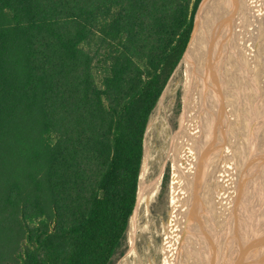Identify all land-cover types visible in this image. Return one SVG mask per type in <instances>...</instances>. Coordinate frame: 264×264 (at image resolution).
<instances>
[{
  "label": "trees",
  "instance_id": "trees-1",
  "mask_svg": "<svg viewBox=\"0 0 264 264\" xmlns=\"http://www.w3.org/2000/svg\"><path fill=\"white\" fill-rule=\"evenodd\" d=\"M202 1L0 0V217L15 211L24 227L46 219L43 229L25 227L30 249L19 264H115L124 256L148 121ZM186 19L172 38L170 27ZM92 36L95 56L82 48Z\"/></svg>",
  "mask_w": 264,
  "mask_h": 264
},
{
  "label": "rangeland",
  "instance_id": "rangeland-1",
  "mask_svg": "<svg viewBox=\"0 0 264 264\" xmlns=\"http://www.w3.org/2000/svg\"><path fill=\"white\" fill-rule=\"evenodd\" d=\"M218 1L221 0H203L200 3L195 16L198 27L211 22L212 7ZM250 1L251 4L248 0L238 1L237 12L228 10L225 14L223 26L226 37L221 41L222 45L218 49L220 54L217 55L212 71L208 70L210 91L207 94L210 92L213 96L206 104L192 107L190 103L188 118L182 132H179L180 136L176 133L185 80L182 62L152 112L143 140L140 177L156 178L164 167L163 174L154 190L139 204L134 221L135 249L130 252L132 216L128 230V249L115 264H240L246 254L256 247L261 225L264 224V167L261 169L264 156L254 159L264 149V0ZM249 5L253 7L250 9ZM186 23L187 19L180 25L173 23L169 30L172 32L171 37L180 34ZM201 38L202 41L206 38V31ZM82 48L95 56L97 44L94 36L84 42ZM93 72L99 80L102 71L97 62ZM210 79H213V85L209 84ZM22 81L23 77H14V85L19 86ZM178 95L179 107L176 105ZM24 119L30 121L22 120L23 123L33 122L30 118ZM31 135L28 134L30 141L33 140ZM222 135L225 136L224 140H220ZM175 136L176 142L173 143ZM215 139L218 140L214 142ZM44 140L52 144L54 136H45ZM33 145L34 141L31 149ZM203 149L206 150L203 152ZM168 169L169 179L165 187H161L162 178ZM176 170L180 185L177 187L176 184L177 191L173 196L170 182L172 172ZM191 170L197 174L193 175ZM10 172L9 168L7 173L4 172L8 179ZM12 173L13 183L19 184L18 179L24 176L15 167ZM23 185L26 186L25 182ZM234 196L237 198L234 199ZM250 198L252 201L247 204ZM255 200H258V205ZM253 212L256 213L254 217ZM4 219L9 220L10 229H0V246L5 254H0V264H19L24 251L30 249L25 227L31 232L36 228L43 229L44 226L38 224L46 219L29 220L24 227L12 210L2 214L0 220ZM171 221L174 226H171ZM186 255L190 256L191 261Z\"/></svg>",
  "mask_w": 264,
  "mask_h": 264
},
{
  "label": "bare ground",
  "instance_id": "bare-ground-1",
  "mask_svg": "<svg viewBox=\"0 0 264 264\" xmlns=\"http://www.w3.org/2000/svg\"><path fill=\"white\" fill-rule=\"evenodd\" d=\"M238 1L240 0H221V1H218L216 2L214 5H213V12H212V20L211 22H209L208 24H201L199 27H198V24L196 25L193 33H191V36H190V39H189V42L187 44V47H186V50H185V53L182 57V64H183V71H184V74H185V80L183 82V88H182V95H181V104H182V107H181V113L179 115V118H178V132L176 133L179 134V132H182V129L184 128V122L186 120L187 115L189 113V109H190V103L192 104V107L194 105H200V104H206L207 103V100L212 97L213 93L210 95V92L209 94L208 91H210V88L208 86V80H207V77H209V71L208 70H211L213 69V65H214V62L216 63V58H217V55H219V48L220 46L222 45L221 41H223V39L226 37V34H225V28L223 26L224 24V20L223 18H225V14L227 13L228 10H231L230 12H235L236 11V8L238 6ZM245 1V0H243ZM249 4H251L250 0H248ZM247 3V2H246ZM244 4V2H243ZM245 5V4H244ZM251 6L249 5L248 8H250ZM253 7V6H252ZM251 7V8H252ZM211 8V9H212ZM230 8V9H228ZM244 8H247V6H245ZM250 8V9H251ZM245 10V9H244ZM247 11V10H245ZM237 12V11H236ZM253 13V12H252ZM240 15V14H239ZM225 25V24H224ZM198 27V28H197ZM239 30V29H238ZM204 31H206V38H204V40L202 41L201 37L204 33ZM229 32V31H228ZM225 34V35H223ZM225 36V37H224ZM250 48V47H249ZM216 65V64H215ZM184 76V75H183ZM216 79V77H214ZM212 83V84H211ZM214 81L213 79H210L209 80V84L213 85ZM211 92H214V90H211ZM215 94H218L217 91H215ZM194 95L195 98H191V96ZM207 124V123H206ZM205 124V125H206ZM209 124V123H208ZM232 124H230L229 126H231ZM201 126V125H200ZM207 126V125H206ZM209 126V125H208ZM207 126V127H208ZM210 127V126H209ZM181 128V129H180ZM203 128V127H201ZM180 129V130H179ZM204 129V128H203ZM202 129V130H203ZM201 131V130H200ZM208 131H209V128H208ZM197 132V131H196ZM205 132V131H203ZM199 133V132H198ZM206 133V132H205ZM209 132L206 134L208 135ZM180 136V134H179ZM199 136V135H198ZM176 138L177 136H175V138H173V143L176 142ZM202 138V137H201ZM200 138V139H201ZM207 138V137H206ZM225 136L222 135V137L220 138V140H224ZM205 139V138H204ZM203 140V139H202ZM201 140V142H202ZM218 140V139H215L213 140L214 142ZM196 142V141H195ZM199 142V141H198ZM207 143V141H205ZM204 142V143H205ZM212 142V141H211ZM178 143V142H177ZM200 143V142H199ZM172 144V143H171ZM173 145V144H172ZM200 145V144H199ZM210 145V144H209ZM206 146V145H205ZM195 147V146H193ZM207 148H209L208 146H206ZM203 148H205L203 146ZM206 148V149H207ZM216 147L214 146V149ZM206 149H203V152L206 150ZM200 150V149H199ZM262 153H264V149L261 150L260 152H258L255 156H254V159L257 160V158H261V157H258V156H264L262 155ZM201 154V152H200ZM202 155V154H201ZM184 157V156H183ZM198 157V156H197ZM200 157V156H199ZM214 158V157H213ZM176 159V158H175ZM199 159V158H198ZM263 160V159H262ZM186 163V162H184ZM226 163V162H225ZM260 163V162H259ZM257 163V164H259ZM262 163V161H261ZM250 164V163H249ZM221 165V164H220ZM264 167L261 166V169ZM163 169L164 167L162 168V170L160 171L159 175L156 177V178H146L144 175H142L140 177V180H139V186H138V192H137V203H136V206H135V209L134 210V213H133V220L131 222V225H132V232H131V248H130V252H132L134 249H135V245H136V236H135V227H134V221H135V216H136V213H137V210H138V207H139V204L141 203V201L146 197V195L150 194L153 190H154V187L157 186V183L161 180V177H162V174H163ZM260 169V168H259ZM260 169V170H261ZM213 170V169H212ZM253 170V169H252ZM263 170V169H262ZM261 170V171H262ZM257 171V169H256ZM191 172L194 174H197V172H193L191 170ZM258 172V171H257ZM264 172H262L263 174ZM172 178H171V182H170V191L171 193L173 194V196H175L176 194V184H177V187L180 185L179 181L177 182V178H178V171L176 170L175 173L174 171L172 172ZM177 174V176L175 175ZM219 174V173H218ZM254 174V172H253ZM256 174V173H255ZM261 174V175H262ZM181 175V174H180ZM260 175V177H261ZM264 175V174H263ZM254 175H252L253 177ZM263 177V176H262ZM264 178V177H263ZM257 180V179H256ZM255 180V181H256ZM244 181V180H243ZM263 181V180H262ZM261 182V181H260ZM259 182V183H260ZM237 183V182H236ZM256 184V183H255ZM263 184V182L261 183ZM236 187V186H235ZM238 187V186H237ZM261 187V186H260ZM263 188V187H262ZM237 190V188H235ZM256 189V187H255ZM261 189V188H260ZM259 189V190H260ZM156 190V189H155ZM234 190V189H233ZM264 190V189H263ZM261 191V190H260ZM237 192V191H236ZM256 192V191H255ZM235 193V192H234ZM259 193V192H258ZM257 193V194H258ZM228 194V193H227ZM230 194V193H229ZM228 194V195H229ZM233 194V193H231ZM238 194V193H237ZM260 194V193H259ZM229 196H227L228 198ZM255 198V196H253ZM251 197V198H253ZM260 197V196H259ZM221 198V197H219ZM223 198V197H222ZM237 198V197H236ZM235 196H234V199H236ZM247 199V204L248 202L252 199ZM258 198V197H257ZM255 198V199H257ZM262 198V197H261ZM260 198V199H261ZM226 199V198H225ZM174 200V198H173ZM226 201H228L226 199ZM226 201H223V202H226ZM246 201V200H245ZM256 201V200H255ZM258 201V200H257ZM256 201V202H257ZM260 201V200H259ZM254 202V205L255 206V203ZM253 203V202H252ZM260 203V202H259ZM217 204V203H215ZM221 204H224V203H221ZM229 204V202H228ZM234 205V204H233ZM239 205V204H238ZM251 205V204H250ZM257 205H258V202H257ZM256 205V206H257ZM224 206V205H223ZM226 206V205H225ZM228 206V205H227ZM251 206V207H253ZM235 207V206H234ZM250 207V208H251ZM226 208V207H225ZM258 209L260 208L257 207ZM256 208V209H257ZM227 209V208H226ZM255 210V208H254ZM253 210V211H254ZM249 211V209H248ZM259 211V210H258ZM258 211H255V212H258ZM227 212V210H226ZM253 212V214L255 213ZM256 214V213H255ZM255 214L253 215V217L255 216ZM257 216V215H256ZM252 217V216H251ZM215 218V217H214ZM257 218V217H255ZM173 220V218H172ZM251 220H253L251 218ZM255 220V219H254ZM173 221H171V226H174ZM245 222V221H244ZM249 222V220H248ZM254 222V221H253ZM228 223V222H227ZM246 223V222H245ZM239 225H240V222H239ZM244 225H247V224H244ZM243 225V226H244ZM250 226V225H249ZM253 226V224H252ZM242 227V226H241ZM255 227V226H254ZM226 228V227H225ZM245 228V227H244ZM243 228V229H244ZM251 228V227H250ZM253 228V227H252ZM238 229H242V228H238ZM249 230V228L247 229ZM252 230V229H251ZM250 230V231H251ZM220 231H222L220 229ZM222 233V232H221ZM224 233V232H223ZM248 234V233H247ZM253 235V234H252ZM226 236H229V235H226ZM247 236V235H246ZM254 236V235H253ZM240 237H242L240 235ZM248 237V236H247ZM244 240V239H243ZM239 241V240H238ZM244 242V241H243ZM250 242V241H249ZM241 243H242V240H241ZM246 244V243H244ZM237 246V245H235ZM249 246V245H248ZM240 247V246H239ZM178 249H181V247H179ZM238 249V248H237ZM185 250V249H183ZM247 251V250H246ZM129 252V253H130ZM237 254V253H236ZM235 254V255H236ZM256 254V253H255ZM261 252L259 253V256H260ZM191 255V254H189ZM241 255V254H240ZM187 256V255H186ZM256 256V255H255ZM190 256H187V258H189ZM255 258V257H254ZM189 260L191 261V258H189ZM188 261V260H187ZM244 260L241 261L240 264H243ZM259 262V261H258ZM256 259L253 260L252 264H257L258 263Z\"/></svg>",
  "mask_w": 264,
  "mask_h": 264
},
{
  "label": "flooded vegetation",
  "instance_id": "flooded-vegetation-1",
  "mask_svg": "<svg viewBox=\"0 0 264 264\" xmlns=\"http://www.w3.org/2000/svg\"><path fill=\"white\" fill-rule=\"evenodd\" d=\"M260 231L261 235H259L256 240V247L252 249L248 254H246V257L243 259V264H252L254 259H256L257 262L259 261L257 264H262V261L264 259V224L261 225ZM260 252L261 254L259 256Z\"/></svg>",
  "mask_w": 264,
  "mask_h": 264
},
{
  "label": "water",
  "instance_id": "water-1",
  "mask_svg": "<svg viewBox=\"0 0 264 264\" xmlns=\"http://www.w3.org/2000/svg\"><path fill=\"white\" fill-rule=\"evenodd\" d=\"M185 53V52H184ZM136 203H137V200H136ZM132 217V216H131ZM262 264H264V259H263V261H262Z\"/></svg>",
  "mask_w": 264,
  "mask_h": 264
}]
</instances>
